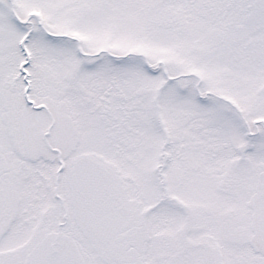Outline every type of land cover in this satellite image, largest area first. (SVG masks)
<instances>
[{
  "label": "snow or ice",
  "instance_id": "obj_1",
  "mask_svg": "<svg viewBox=\"0 0 264 264\" xmlns=\"http://www.w3.org/2000/svg\"><path fill=\"white\" fill-rule=\"evenodd\" d=\"M0 264H264V0H0Z\"/></svg>",
  "mask_w": 264,
  "mask_h": 264
}]
</instances>
